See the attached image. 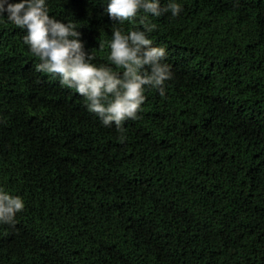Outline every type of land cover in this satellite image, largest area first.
<instances>
[{"label":"trees","instance_id":"16d2710c","mask_svg":"<svg viewBox=\"0 0 264 264\" xmlns=\"http://www.w3.org/2000/svg\"><path fill=\"white\" fill-rule=\"evenodd\" d=\"M176 2L148 14L173 78L123 140L0 16V187L25 204L0 224V264H264V0ZM46 3L97 65L115 28H143L108 0Z\"/></svg>","mask_w":264,"mask_h":264},{"label":"clouds","instance_id":"9594fccd","mask_svg":"<svg viewBox=\"0 0 264 264\" xmlns=\"http://www.w3.org/2000/svg\"><path fill=\"white\" fill-rule=\"evenodd\" d=\"M105 11L112 21L120 23L145 14L140 17L142 30H113L108 56L111 66L93 62L96 57L85 51L77 25L51 17L46 0H0V16L6 13L10 23L26 31L23 42L38 59L35 70L58 77L62 86L74 89L85 98L88 111L104 126L114 124L123 140V125L137 119L146 90H157L163 96L166 82L174 75L166 62V49L153 46L148 37L157 27L148 14L160 17L171 12L175 17L182 8L176 0H168L164 7L160 0H108ZM24 207L21 196L0 187V224L15 227L16 214Z\"/></svg>","mask_w":264,"mask_h":264}]
</instances>
